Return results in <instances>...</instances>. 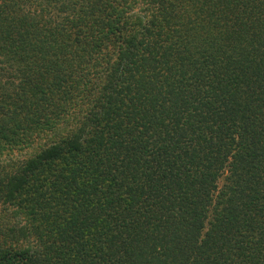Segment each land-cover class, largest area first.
I'll return each instance as SVG.
<instances>
[{
  "label": "trees",
  "instance_id": "obj_1",
  "mask_svg": "<svg viewBox=\"0 0 264 264\" xmlns=\"http://www.w3.org/2000/svg\"><path fill=\"white\" fill-rule=\"evenodd\" d=\"M0 264H264V0H0Z\"/></svg>",
  "mask_w": 264,
  "mask_h": 264
}]
</instances>
